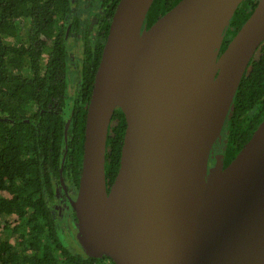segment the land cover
Segmentation results:
<instances>
[{
    "label": "water",
    "instance_id": "1",
    "mask_svg": "<svg viewBox=\"0 0 264 264\" xmlns=\"http://www.w3.org/2000/svg\"><path fill=\"white\" fill-rule=\"evenodd\" d=\"M154 1L120 0L111 20L70 202L78 242L115 264H264V120L227 167L212 152L264 44V0L224 52L245 0H181L147 28ZM117 109L126 132L108 185Z\"/></svg>",
    "mask_w": 264,
    "mask_h": 264
},
{
    "label": "trees",
    "instance_id": "2",
    "mask_svg": "<svg viewBox=\"0 0 264 264\" xmlns=\"http://www.w3.org/2000/svg\"><path fill=\"white\" fill-rule=\"evenodd\" d=\"M119 1L100 0L97 21L84 26L75 0H0V264H115L108 257L104 262L69 250L61 241L54 205L62 189L78 192L87 107ZM180 1L155 0L147 28ZM257 4L241 3L221 52ZM73 34L81 35L83 56L80 86L70 93ZM19 36L23 40L15 43ZM263 120L264 44L240 83L219 138L225 167ZM125 132V115L117 109L107 142L108 185L120 168ZM71 217L77 224L75 213Z\"/></svg>",
    "mask_w": 264,
    "mask_h": 264
},
{
    "label": "rangeland",
    "instance_id": "3",
    "mask_svg": "<svg viewBox=\"0 0 264 264\" xmlns=\"http://www.w3.org/2000/svg\"><path fill=\"white\" fill-rule=\"evenodd\" d=\"M99 5H100V0H78L77 2L75 0V3H74L75 14L77 15V17H79L80 21H82V25H84V22H85V25L91 26L97 21L96 14L99 13ZM22 40H23V37L19 36L18 38H16L15 43H21ZM68 45L70 47V57H71L70 76H68V80L70 82V93H74L75 91L74 88L80 83V77H77V74L80 76L79 74L81 71L80 64H81V60L83 56V43H82L81 35L73 34L72 37L68 41ZM223 149H224L223 143L216 144L214 152L223 153L224 151ZM61 192L62 191H59V195L57 197L58 199L56 202L60 201ZM73 195H75V198H76V192L73 193ZM63 203L64 202H61V204L59 205L61 206V208H63L64 206ZM66 213H67L66 216L61 217V218L59 217V220H58L59 226L63 230L59 232L61 241L69 250L83 255L84 251L82 250V247L80 243L78 242L77 233H76L77 224L76 222L72 221L71 210L68 209ZM70 218L74 226L70 223ZM5 220L3 219L2 224L3 222L5 223ZM68 225L69 227H67ZM6 235L7 236L10 235V233H5L4 236Z\"/></svg>",
    "mask_w": 264,
    "mask_h": 264
},
{
    "label": "flooded vegetation",
    "instance_id": "4",
    "mask_svg": "<svg viewBox=\"0 0 264 264\" xmlns=\"http://www.w3.org/2000/svg\"><path fill=\"white\" fill-rule=\"evenodd\" d=\"M220 142H221L220 139H218L217 142H216V144H220ZM222 143H223V141H222ZM214 149H215V146H214V148L212 150L213 155L219 154V153H215L214 152ZM211 161H212V164L214 165L215 164L214 159H212ZM73 193H75V191L73 189H71V188L70 189H67V188L65 189L64 188V190L62 189V192L60 194L61 195L60 201L56 202L55 205H54V207H55V214L57 213L60 218L67 215L66 212L68 211V209L71 210V214L72 215L74 214V212L72 210V206L70 204L71 200H75L76 199L75 198V195H73ZM76 196H77V193H76ZM61 202H64L63 203L64 204L63 208H61V206H59L61 204ZM76 233H78L77 230H76ZM104 259H105V257L102 258V260H104ZM105 261L106 260H104V262Z\"/></svg>",
    "mask_w": 264,
    "mask_h": 264
}]
</instances>
